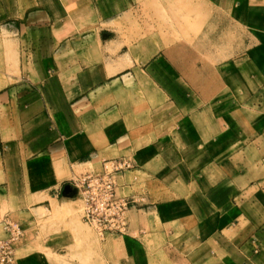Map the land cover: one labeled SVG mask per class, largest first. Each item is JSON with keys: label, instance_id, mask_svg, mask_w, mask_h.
Instances as JSON below:
<instances>
[{"label": "crops", "instance_id": "0c3cea01", "mask_svg": "<svg viewBox=\"0 0 264 264\" xmlns=\"http://www.w3.org/2000/svg\"><path fill=\"white\" fill-rule=\"evenodd\" d=\"M118 156L108 264H264V0H0V216Z\"/></svg>", "mask_w": 264, "mask_h": 264}, {"label": "rangeland", "instance_id": "374dc122", "mask_svg": "<svg viewBox=\"0 0 264 264\" xmlns=\"http://www.w3.org/2000/svg\"><path fill=\"white\" fill-rule=\"evenodd\" d=\"M220 29L218 35L223 34ZM216 45L219 51H224L227 43L207 41L203 42V49H214ZM99 169L91 166L72 176ZM50 198V204L37 202L21 215L0 216V237L9 235L6 220L18 222L22 227L15 243L17 252L9 264H108L99 250L100 235L82 218L83 205L78 192L66 194L63 190ZM39 204L44 205L35 207Z\"/></svg>", "mask_w": 264, "mask_h": 264}, {"label": "built area", "instance_id": "2783aa9c", "mask_svg": "<svg viewBox=\"0 0 264 264\" xmlns=\"http://www.w3.org/2000/svg\"><path fill=\"white\" fill-rule=\"evenodd\" d=\"M134 167L127 156L106 159L101 168L86 171L71 178L82 200V218L90 223L100 237L109 233H125L129 229L130 199L119 193L116 174ZM5 228L9 235L0 237V264L13 261L16 241L22 234L20 223L6 220Z\"/></svg>", "mask_w": 264, "mask_h": 264}, {"label": "water", "instance_id": "95a60500", "mask_svg": "<svg viewBox=\"0 0 264 264\" xmlns=\"http://www.w3.org/2000/svg\"><path fill=\"white\" fill-rule=\"evenodd\" d=\"M63 190H64V192H65L66 194H70V193H75V192H77V188H76L75 186H73L72 184H70V183L65 184Z\"/></svg>", "mask_w": 264, "mask_h": 264}]
</instances>
